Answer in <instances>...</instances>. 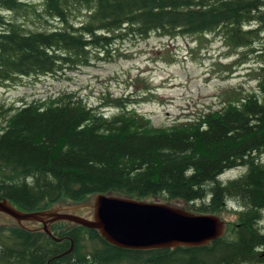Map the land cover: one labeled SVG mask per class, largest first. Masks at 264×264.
<instances>
[{
    "label": "trees",
    "instance_id": "1",
    "mask_svg": "<svg viewBox=\"0 0 264 264\" xmlns=\"http://www.w3.org/2000/svg\"><path fill=\"white\" fill-rule=\"evenodd\" d=\"M26 1L0 0V87L111 61L117 43L152 35L219 37L241 52L236 64L261 53L255 91L226 90L218 109L169 127L136 111L152 93L96 107L72 92L0 105V201L16 209L114 195L234 217L207 245L159 250L119 249L67 222L49 225L53 238L40 224L0 226V264H264V0H39L41 13ZM234 169L244 171L220 181Z\"/></svg>",
    "mask_w": 264,
    "mask_h": 264
},
{
    "label": "rangeland",
    "instance_id": "2",
    "mask_svg": "<svg viewBox=\"0 0 264 264\" xmlns=\"http://www.w3.org/2000/svg\"><path fill=\"white\" fill-rule=\"evenodd\" d=\"M26 2L33 5L36 11L42 10L39 0ZM7 15L33 31L53 28L24 14ZM115 49L119 56L111 61L96 62L90 67L57 77H26L2 86L0 105L18 107L23 101L30 102L62 92H72L81 97L89 107H96L104 101L106 95L140 99L152 93L154 97L149 101L139 102L135 107L136 111L146 115L156 127H169L173 123L218 109L222 106V95L226 90L241 89L246 93L257 89L260 62L256 54L261 52L249 55L243 64H236L241 52L231 51L219 37L212 35L203 38L152 35L146 40L130 39L117 43ZM226 66L231 67L230 73L224 68ZM145 85H148L147 89ZM107 113L114 114L116 111L110 109ZM243 171L244 169H234L224 173L219 179L226 182ZM93 197L76 204L59 203L51 209L90 219L92 213L87 207ZM231 204L233 203H228L229 206ZM218 217L224 221L225 226L234 219L226 212ZM12 225L16 223L0 214V226ZM37 225L24 223L30 229Z\"/></svg>",
    "mask_w": 264,
    "mask_h": 264
},
{
    "label": "water",
    "instance_id": "3",
    "mask_svg": "<svg viewBox=\"0 0 264 264\" xmlns=\"http://www.w3.org/2000/svg\"><path fill=\"white\" fill-rule=\"evenodd\" d=\"M87 209L92 212L90 219L56 209L27 213L6 199L0 201V214L19 227L40 224L41 230L53 238L49 225L67 222L95 230L108 244L124 250L204 246L220 238L226 228L218 216L195 215L167 204L114 195H95Z\"/></svg>",
    "mask_w": 264,
    "mask_h": 264
},
{
    "label": "flooded vegetation",
    "instance_id": "4",
    "mask_svg": "<svg viewBox=\"0 0 264 264\" xmlns=\"http://www.w3.org/2000/svg\"><path fill=\"white\" fill-rule=\"evenodd\" d=\"M92 213V212H91Z\"/></svg>",
    "mask_w": 264,
    "mask_h": 264
}]
</instances>
